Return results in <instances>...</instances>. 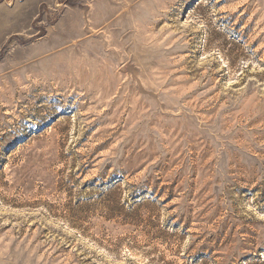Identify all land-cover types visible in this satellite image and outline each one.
Returning a JSON list of instances; mask_svg holds the SVG:
<instances>
[{
	"label": "rangeland",
	"instance_id": "374dc122",
	"mask_svg": "<svg viewBox=\"0 0 264 264\" xmlns=\"http://www.w3.org/2000/svg\"><path fill=\"white\" fill-rule=\"evenodd\" d=\"M0 264H264V0H0Z\"/></svg>",
	"mask_w": 264,
	"mask_h": 264
}]
</instances>
